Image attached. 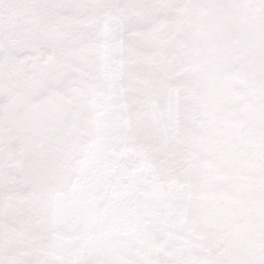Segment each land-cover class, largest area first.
I'll return each instance as SVG.
<instances>
[{"label": "snow or ice", "instance_id": "snow-or-ice-1", "mask_svg": "<svg viewBox=\"0 0 264 264\" xmlns=\"http://www.w3.org/2000/svg\"><path fill=\"white\" fill-rule=\"evenodd\" d=\"M0 264H264V0H0Z\"/></svg>", "mask_w": 264, "mask_h": 264}]
</instances>
